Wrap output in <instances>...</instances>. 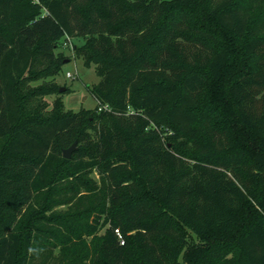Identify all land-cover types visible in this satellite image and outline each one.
<instances>
[{
    "label": "trees",
    "instance_id": "trees-1",
    "mask_svg": "<svg viewBox=\"0 0 264 264\" xmlns=\"http://www.w3.org/2000/svg\"><path fill=\"white\" fill-rule=\"evenodd\" d=\"M0 264H264V0H0Z\"/></svg>",
    "mask_w": 264,
    "mask_h": 264
},
{
    "label": "rangeland",
    "instance_id": "rangeland-1",
    "mask_svg": "<svg viewBox=\"0 0 264 264\" xmlns=\"http://www.w3.org/2000/svg\"><path fill=\"white\" fill-rule=\"evenodd\" d=\"M79 44L80 42L77 41ZM73 44L65 45V55L68 58L62 73L55 77V81L67 92L63 93L61 99L66 111H79L82 108L92 109L97 105L96 100L89 92V87L98 84L100 77L97 75L95 65L87 66L82 59L75 57ZM68 73L72 76L69 77ZM48 79V81H51ZM48 100H55V96L49 97ZM97 178L95 174L92 175ZM65 208V207H64Z\"/></svg>",
    "mask_w": 264,
    "mask_h": 264
},
{
    "label": "water",
    "instance_id": "water-1",
    "mask_svg": "<svg viewBox=\"0 0 264 264\" xmlns=\"http://www.w3.org/2000/svg\"><path fill=\"white\" fill-rule=\"evenodd\" d=\"M65 88H62L61 91L63 92ZM77 142H74L69 148L63 151V157L66 159H71L73 153L77 150Z\"/></svg>",
    "mask_w": 264,
    "mask_h": 264
},
{
    "label": "built area",
    "instance_id": "built-area-1",
    "mask_svg": "<svg viewBox=\"0 0 264 264\" xmlns=\"http://www.w3.org/2000/svg\"><path fill=\"white\" fill-rule=\"evenodd\" d=\"M68 76L71 77L72 75L70 73H68ZM118 232V231H117Z\"/></svg>",
    "mask_w": 264,
    "mask_h": 264
}]
</instances>
